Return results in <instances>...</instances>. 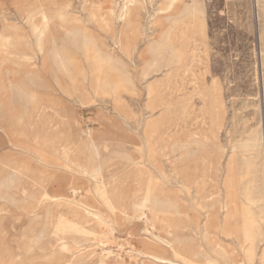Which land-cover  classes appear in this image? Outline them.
<instances>
[{"label":"rangeland","instance_id":"rangeland-1","mask_svg":"<svg viewBox=\"0 0 264 264\" xmlns=\"http://www.w3.org/2000/svg\"><path fill=\"white\" fill-rule=\"evenodd\" d=\"M181 234L264 264V0H0V264H185Z\"/></svg>","mask_w":264,"mask_h":264},{"label":"bare ground","instance_id":"bare-ground-1","mask_svg":"<svg viewBox=\"0 0 264 264\" xmlns=\"http://www.w3.org/2000/svg\"><path fill=\"white\" fill-rule=\"evenodd\" d=\"M132 12V10H129L125 12V19H127L129 16H130V13ZM99 15V14H98ZM104 21V20H102ZM126 21V20H125ZM174 23V22H173ZM125 24V23H124ZM130 24V23H129ZM171 26V25H170ZM75 27V26H74ZM65 30V29H64ZM63 30V31H64ZM67 32L69 34H74V32L72 31H69L67 30ZM123 35H126L125 32L122 33ZM167 36V35H166ZM64 37V36H63ZM75 37V36H74ZM166 41V40H165ZM175 41V40H174ZM93 44H95V41L92 42ZM177 43V42H176ZM174 44V43H173ZM168 46V45H167ZM171 47V46H170ZM172 49V48H171ZM184 49V48H183ZM176 51V50H175ZM104 52V51H103ZM184 52V51H183ZM85 54V53H84ZM92 54V53H91ZM89 55V54H88ZM99 55V54H98ZM105 55V54H104ZM87 56V55H86ZM258 56V55H257ZM179 57V55L174 52L171 56V60H169L170 62H172L173 60L177 59ZM100 59V58H99ZM97 60V59H96ZM101 65V64H100ZM177 65V64H176ZM99 69V68H98ZM120 69V68H119ZM126 79V78H125ZM128 80V79H127ZM99 81V80H98ZM100 82V81H99ZM95 102V101H94ZM147 122V121H146ZM160 123V122H158ZM216 123V122H215ZM232 123V122H231ZM147 125V124H146ZM153 127V126H152ZM146 130V129H145ZM150 130V129H149ZM157 131V129H156ZM226 135V134H225ZM146 140V139H145ZM150 142V141H149ZM147 143V142H146ZM94 144V143H93ZM200 144V143H198ZM173 145V144H172ZM175 145V144H174ZM94 146V145H93ZM174 147V146H173ZM95 149V148H94ZM147 149V147H146ZM196 152V151H195ZM98 155V154H97ZM217 155V154H216ZM217 163V162H216ZM219 169V168H218ZM29 170H27L28 172ZM80 171V170H79ZM90 174L95 177V175L97 174V172H93L92 170L89 171ZM231 172V168L230 166H228V170H227V174L229 175V173ZM95 173V174H94ZM154 174V173H152ZM156 174V173H155ZM134 176V175H133ZM207 179L208 180V184L211 182V180L208 179V174L206 175ZM214 176L217 177V165H216V168L214 170ZM159 178V177H158ZM161 180V179H160ZM158 181V180H157ZM36 182V180H35ZM114 183V182H113ZM150 183V181H149ZM46 184V183H45ZM162 184V183H161ZM180 184V183H179ZM199 184H201V181L199 182ZM157 185V184H156ZM202 185V184H201ZM144 186V185H143ZM142 186V188H143ZM155 186V185H154ZM141 187V186H140ZM153 187V186H152ZM228 188L229 189H233V186L231 185V183L228 181ZM118 189V188H117ZM120 189V188H119ZM165 190V189H164ZM186 191V190H185ZM143 193V192H142ZM157 195V194H156ZM229 192H228V198L229 197ZM47 196L51 197L49 194H47ZM122 196V195H121ZM110 197V196H109ZM120 198V197H119ZM148 198L150 199V205L149 207L146 208V210H148L149 213L153 214V204H156L157 202V199L156 197L154 196H150V194L148 195ZM217 202H220V199H217ZM221 203V202H220ZM72 206V205H71ZM78 207V206H77ZM211 207V206H210ZM213 207V206H212ZM217 207V206H216ZM215 207V208H216ZM219 207V205H218ZM227 208H228V211L227 213L225 214L224 216V222L225 224L229 225V224H233L232 222L234 220L237 219L236 215L234 214L233 212V209H234V206H233V202L231 201V199L228 201V204H227ZM143 210V208H141ZM125 208H124V212H125ZM216 211V210H215ZM120 212V211H119ZM90 216H93L94 214L93 213H90V212H87ZM147 221H149L148 217L146 218ZM160 221H156L157 223H165V220L164 219H159ZM183 222V221H182ZM167 223V222H166ZM169 224V223H168ZM174 224V223H173ZM62 224H58V226L55 227V230L52 231V232H48L47 231H44L41 236H45L47 235V238L48 240L53 243L54 242H57L59 243L60 241H64V237L66 238H71L73 237L71 233H64L63 231V226H61ZM85 226V225H84ZM157 228V227H156ZM191 228V227H190ZM169 227L167 226H161V231H164L165 232V235L168 236V235H171V232H169ZM197 232V231H196ZM186 234V233H185ZM81 236V235H80ZM151 237H152V240H154L155 242H159V243H167L168 245H172V243L166 239L165 237L163 238V236H161V234H151ZM174 237H177V240L180 242V248L178 251H176L174 254L181 257V259L183 260V262L185 264H193V262H202L203 264H213V260H211L210 258H208L207 256V252L206 251H201L200 248L197 247L196 243L194 242V240H191L189 239L188 237H184L182 234L181 235H174ZM38 238V237H37ZM205 238L207 240H211L213 237H212V234L210 233H205ZM83 241V240H82ZM166 244V245H167ZM213 245V244H212ZM214 248V246H212ZM217 244H215V248H216ZM214 248V249H215ZM218 250H221V248H218ZM138 254L140 255H145V256H148L149 258H154L156 260H161L159 257H157L154 253H151V252H144V251H137ZM230 258L231 259L233 256H234V253H230L229 254ZM188 258V259H187ZM235 263V262H234Z\"/></svg>","mask_w":264,"mask_h":264}]
</instances>
